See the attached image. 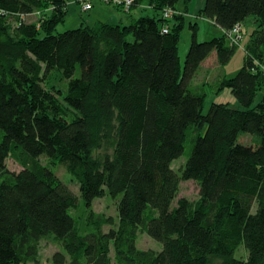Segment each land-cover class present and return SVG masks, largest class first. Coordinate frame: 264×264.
<instances>
[{"label": "trees", "instance_id": "16d2710c", "mask_svg": "<svg viewBox=\"0 0 264 264\" xmlns=\"http://www.w3.org/2000/svg\"><path fill=\"white\" fill-rule=\"evenodd\" d=\"M70 1L0 0V264L36 261L47 238L63 248L53 264H264V0H206L199 16L224 33L201 43L191 22L184 67L179 0H132L120 10L142 13L127 23L56 33ZM32 14L37 24L24 21ZM250 17L245 64L214 89L238 106L216 99L207 110L195 74L214 54L229 64L238 47L226 35ZM102 138L114 148L103 161ZM43 158L78 180L88 209L106 193L120 200L118 223L90 211L80 234L79 198ZM183 181L200 185V199L175 205ZM139 230L162 249L140 250Z\"/></svg>", "mask_w": 264, "mask_h": 264}, {"label": "rangeland", "instance_id": "374dc122", "mask_svg": "<svg viewBox=\"0 0 264 264\" xmlns=\"http://www.w3.org/2000/svg\"><path fill=\"white\" fill-rule=\"evenodd\" d=\"M94 7L91 9V12H86L83 10V5L80 2H74L71 0L69 2V14L66 20L59 24L56 33L70 31V29L81 28L82 25L87 26H97V24L102 22H117V23H127L131 20V16L127 15V13L118 9L115 5H110L107 3H103L100 0H90ZM206 0H191L189 1L188 6L186 5L185 0H179L177 7L179 9L186 11V18L184 21V28L182 29L180 45H179V54L181 57V64L184 67L185 59L187 57V53L191 47V41L193 37V33L190 32V24L191 22L197 23L198 25V42L210 41L214 37L216 33L223 34V31L211 20L207 19L204 16H199L201 12V8L203 7ZM188 7V8H187ZM146 15L152 14V11L149 9H142ZM39 14L27 15L24 18L28 23L37 24L40 21ZM145 15V16H146ZM116 19V20H114ZM121 19L124 22H121ZM112 20V21H111ZM254 18L250 17L245 24L242 26L240 36H235L234 41L229 38V35H226L227 41L231 46H237L238 50L236 51V55L225 67L220 66L216 61L215 54L203 62L201 69L195 74L194 81L198 85H205L208 90V103L207 110L210 107V103L214 100H219L222 103H230L231 106H238V102L235 96L232 95L230 89H226L221 92L219 95L214 92V89L218 82L221 79L226 77H234L236 73L243 67L245 64V59L247 57L246 45L251 41V34L254 26ZM18 22L12 20L11 26L14 28L15 24ZM217 36V35H215ZM264 50V49H263ZM264 72V59L263 65L260 67ZM54 78V77H53ZM264 93V84L261 85V91L259 92L260 97L258 101L263 97ZM95 118V116H94ZM97 123V117L95 118V124ZM96 126V125H95ZM189 135L188 142L191 143L194 133ZM245 141H249V137L245 136ZM101 147L97 148L94 151V157L98 160H104L108 154L114 152V148L102 138ZM192 145H187L185 150V155L181 158L177 159L173 163V168L178 173L181 172V169L185 166V162L188 158V154H190V149ZM42 162L49 166L52 170L55 171L56 175L60 180H62L65 184L68 185L69 189L73 191L79 198V204L76 209L71 210V213L77 218L80 226V234L88 235L89 226L86 223V219L90 213V211L95 212L98 215H104L106 217H113L114 220L118 223L119 217V201L114 199L111 195L107 193L98 199L94 200L93 206L91 208H87L85 202L81 198L80 184L78 180L70 175L67 169L63 166L54 165L50 163L47 159H42ZM7 165L9 170L14 172H21L22 164L15 161L10 157L7 160ZM180 189L177 194L176 205L179 199H188L191 202H197L200 199V185H198L194 181H183L180 183ZM109 227H105V230H108ZM138 248L142 251H152L156 253V251H160L162 249V244L160 242L154 241L147 233L142 230L138 231ZM59 251H63L62 246L58 242H56L53 238H47L43 240L40 245V251L38 254V259L30 264H53V256L55 253ZM238 258L245 260L247 257L246 249L240 248L236 252Z\"/></svg>", "mask_w": 264, "mask_h": 264}, {"label": "built area", "instance_id": "2783aa9c", "mask_svg": "<svg viewBox=\"0 0 264 264\" xmlns=\"http://www.w3.org/2000/svg\"><path fill=\"white\" fill-rule=\"evenodd\" d=\"M103 3H107L110 5H115L119 9H122L125 12H130L131 8L133 7V2L132 0H100ZM81 4H83V10L84 11H91L93 9L94 4L90 0H81ZM172 16V13H168L166 15V19L170 18ZM241 28L238 26L234 28V31L230 34V38L234 41L235 36H240L241 34ZM168 28L165 29V33L168 32Z\"/></svg>", "mask_w": 264, "mask_h": 264}, {"label": "crops", "instance_id": "0c3cea01", "mask_svg": "<svg viewBox=\"0 0 264 264\" xmlns=\"http://www.w3.org/2000/svg\"><path fill=\"white\" fill-rule=\"evenodd\" d=\"M91 12V11H90ZM135 13L132 15V16H135V15H140L142 12L140 11V10H138V9H135V11H134ZM132 16H131V18H132ZM114 20H116V19H114ZM122 20V19H121ZM124 20V19H123ZM112 21V20H111ZM213 21V20H212ZM110 22V21H109ZM115 22V21H114ZM214 22V21H213ZM224 33V32H223ZM215 35H217V37L218 36H221V33H216ZM213 36V37H216V36Z\"/></svg>", "mask_w": 264, "mask_h": 264}, {"label": "clouds", "instance_id": "9594fccd", "mask_svg": "<svg viewBox=\"0 0 264 264\" xmlns=\"http://www.w3.org/2000/svg\"><path fill=\"white\" fill-rule=\"evenodd\" d=\"M81 4V3H80ZM83 5V4H82ZM87 12V11H86ZM88 12H90V11H88Z\"/></svg>", "mask_w": 264, "mask_h": 264}]
</instances>
